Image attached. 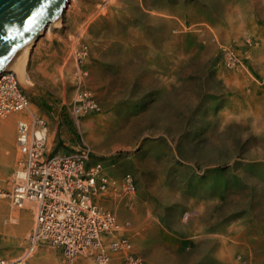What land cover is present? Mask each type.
Here are the masks:
<instances>
[{
	"label": "rangeland",
	"instance_id": "374dc122",
	"mask_svg": "<svg viewBox=\"0 0 264 264\" xmlns=\"http://www.w3.org/2000/svg\"><path fill=\"white\" fill-rule=\"evenodd\" d=\"M75 2L30 49L31 84L18 77L28 109L0 117L14 118L11 136L0 131V190L21 157L17 124L35 114L48 154L85 143L104 163L117 184L99 205L129 224L144 264H264V0ZM126 173L136 189L123 196ZM0 200V257L18 259L33 207ZM31 254L29 264H100L48 243Z\"/></svg>",
	"mask_w": 264,
	"mask_h": 264
},
{
	"label": "built area",
	"instance_id": "2783aa9c",
	"mask_svg": "<svg viewBox=\"0 0 264 264\" xmlns=\"http://www.w3.org/2000/svg\"><path fill=\"white\" fill-rule=\"evenodd\" d=\"M82 103L85 110L94 108L91 100L84 99ZM29 104L30 97L17 74H0V117L22 111ZM75 112L78 114L80 109ZM45 126L44 119L36 116L32 122L19 124L21 158L7 196L17 208L32 205L34 227L25 255L13 260L0 257V264H29L31 253L41 243L62 249L70 261L89 256L107 264L112 254L121 252L129 264H144L131 254L129 224L121 225L115 212L98 204L97 196L115 189L117 184L106 173L104 163L93 160V151L85 143L67 153L48 154ZM18 170L23 176H17ZM135 189L134 177L126 173L123 196L135 193Z\"/></svg>",
	"mask_w": 264,
	"mask_h": 264
},
{
	"label": "water",
	"instance_id": "95a60500",
	"mask_svg": "<svg viewBox=\"0 0 264 264\" xmlns=\"http://www.w3.org/2000/svg\"><path fill=\"white\" fill-rule=\"evenodd\" d=\"M67 1L0 0V71L27 44L39 40Z\"/></svg>",
	"mask_w": 264,
	"mask_h": 264
},
{
	"label": "bare ground",
	"instance_id": "6f19581e",
	"mask_svg": "<svg viewBox=\"0 0 264 264\" xmlns=\"http://www.w3.org/2000/svg\"><path fill=\"white\" fill-rule=\"evenodd\" d=\"M75 1L76 0H70L69 10H68V13L66 15L63 16L65 9L68 7V4H67L66 8L61 13L58 14V16L54 20V22H52L51 24H49V26L47 27V30H48L47 32L48 33L51 32L52 28L60 27L61 24H62V22H63L64 17H68L69 16L68 14L72 13L73 11L74 12H77L78 11L77 10L78 6H77V4H76ZM67 3H68V1H67ZM79 14L80 13L78 12L77 15H79ZM37 42H30L29 44H27L21 51H19L16 54V56L13 59H11L5 65V67H3V69L0 71V74L4 73L6 71H8V72L15 71L18 74V77H19V79L22 82H24L25 84H31L30 76L28 75V72L26 70V61H27V57L29 56L28 54H30L29 52H30V49H31L32 45L36 44ZM28 106L24 110H22V111L12 112V113H21V112H24V111H26L28 109ZM5 115H7V114H4L3 116H5ZM3 116H1V117H3ZM34 119H35V114H33L29 120H20L18 122V124H17V136H18V131H19V124L21 122H27V123L28 122H32V121H34ZM2 124H3V126H0V131L1 132H4L8 137L11 136V134L13 133V130H14V118L11 117V118L5 120ZM29 135H31V132L29 133ZM29 135L27 133V136H29ZM38 136H41V134L38 133ZM23 138H26V136L24 135ZM16 140H17V137H16ZM17 146H18V142H17ZM17 176H20V177L23 176L22 170H18L17 171ZM4 197H8L7 196V193H5L4 191L0 190V199H3ZM9 200L12 203V201H11L10 198H9ZM1 202H2V200H0V210L4 212L6 209H5V207L3 208V203H1ZM26 206L31 207L32 205H30V204L27 203ZM15 223L18 225V227H19L20 230H22L24 232L27 231L28 228H29V225H30L29 215H27L24 212L21 213V214H19V215H16L15 216ZM103 264H105V263H103Z\"/></svg>",
	"mask_w": 264,
	"mask_h": 264
},
{
	"label": "crops",
	"instance_id": "0c3cea01",
	"mask_svg": "<svg viewBox=\"0 0 264 264\" xmlns=\"http://www.w3.org/2000/svg\"><path fill=\"white\" fill-rule=\"evenodd\" d=\"M47 31V29L45 30V32H44V34L46 35V38L48 37L47 35H48V33L46 32ZM39 41V40H38ZM110 176H111V174H109ZM108 194H112V193H110V192H106L105 194L103 193V194H100V195H98L97 196V201H98V204H99V201H101V199H102V196H104V195H106V197H107V195ZM105 197V196H104ZM103 201V200H102ZM106 205H107V203H109L108 201H103ZM113 203V202H112ZM112 204H110V206H111ZM110 208V207H109Z\"/></svg>",
	"mask_w": 264,
	"mask_h": 264
},
{
	"label": "snow or ice",
	"instance_id": "6c2138e0",
	"mask_svg": "<svg viewBox=\"0 0 264 264\" xmlns=\"http://www.w3.org/2000/svg\"><path fill=\"white\" fill-rule=\"evenodd\" d=\"M48 2L50 3L51 2V0H48ZM32 21L31 20H29V23H31Z\"/></svg>",
	"mask_w": 264,
	"mask_h": 264
}]
</instances>
